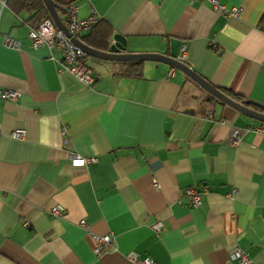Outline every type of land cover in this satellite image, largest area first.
Returning <instances> with one entry per match:
<instances>
[{
	"label": "crops",
	"instance_id": "1",
	"mask_svg": "<svg viewBox=\"0 0 264 264\" xmlns=\"http://www.w3.org/2000/svg\"><path fill=\"white\" fill-rule=\"evenodd\" d=\"M216 1L238 15L206 0L72 3L79 18L97 13L93 34L124 37V52L175 58L184 44L190 69L264 114V0ZM29 16L0 2V41H19L0 44V264H128V251L155 264H240L229 257L235 246L264 264V121L162 62L142 61L135 76L121 61L87 56L86 87L58 70L56 51L31 47L26 33L39 21ZM5 89L19 97H1ZM16 128L23 137L10 135ZM73 156L96 160L74 166ZM56 204L63 217L49 215ZM80 218L112 236L100 255Z\"/></svg>",
	"mask_w": 264,
	"mask_h": 264
},
{
	"label": "built area",
	"instance_id": "2",
	"mask_svg": "<svg viewBox=\"0 0 264 264\" xmlns=\"http://www.w3.org/2000/svg\"><path fill=\"white\" fill-rule=\"evenodd\" d=\"M5 0H0L4 3ZM210 3L213 10L218 13H222L225 16L236 17L239 9L237 7L226 8L219 4L216 0H206ZM77 7L74 3H70L67 6V20L65 28L70 36L78 38L79 35L88 30L91 25L99 20L97 13L94 9H91V13L84 18L76 16ZM27 39L32 48L46 47L48 50L56 51L58 53L57 63L58 70L63 73H67L79 81L82 85L88 87L93 81V75L90 67L84 62L86 53L79 49L74 48L70 38L66 36L61 30H59L52 22L49 16L42 18L34 27H29L26 33ZM0 44L9 49H17L19 47V41L11 36L4 35L0 41ZM185 45L182 44L180 53L175 57L176 60L182 61L185 54ZM183 62V61H182ZM1 97L6 99H16L19 97V92L12 89H5L1 92ZM258 130V129H256ZM239 129H234L230 134V143L236 144L238 142ZM13 138H21L24 136L23 129H13L10 133ZM96 160L95 157H79L73 156L71 158V164L74 166H84L92 163ZM151 186L155 189L158 188L157 182L152 179ZM185 193L191 196V206L197 207L200 205L201 194L194 188L185 189ZM235 190H231L227 195L233 197ZM49 215L53 217H63L64 209L61 205H53L49 209ZM76 224L81 227L87 236L93 242V252L95 255H100L106 247H110L112 244V236L109 233L97 234L91 231L86 221L83 218L77 220ZM161 223L158 221L153 224L152 228L155 232H159ZM229 257L236 259L240 264H249L250 259L247 254L238 246L233 247L229 251ZM125 258L128 264H155L150 257H138L134 252L128 251L125 253Z\"/></svg>",
	"mask_w": 264,
	"mask_h": 264
},
{
	"label": "water",
	"instance_id": "3",
	"mask_svg": "<svg viewBox=\"0 0 264 264\" xmlns=\"http://www.w3.org/2000/svg\"><path fill=\"white\" fill-rule=\"evenodd\" d=\"M49 17L51 18L53 24L61 30L66 36H68L74 46V48H79L83 50L87 56L94 57L101 60H113V61H144L151 60L156 62H162L171 67L183 72L190 79H192L196 84H198L203 90H205L209 95L213 96L222 103H225L237 111L246 114L252 118L260 121H264V114L258 113L250 108H247L241 103L236 102L224 93H222L218 88L212 86L208 81L200 77L192 69H190L184 62L178 61L173 57L165 56L158 53H127L125 50V39L119 34L112 35V42L108 45L107 49L97 50L91 48L81 42L78 38L72 37L67 32L64 23L59 19L56 9H64L54 4L52 0H42ZM66 11V9H64Z\"/></svg>",
	"mask_w": 264,
	"mask_h": 264
},
{
	"label": "trees",
	"instance_id": "4",
	"mask_svg": "<svg viewBox=\"0 0 264 264\" xmlns=\"http://www.w3.org/2000/svg\"><path fill=\"white\" fill-rule=\"evenodd\" d=\"M54 4L58 5L59 7H62L66 9H56L60 10L62 13H67V6L72 3V0H52ZM4 3L8 5L15 13L25 10L28 13H30V18H35L36 20L40 21L42 18L49 16L48 12L42 2V0H5ZM67 20V17H66ZM63 22V19L61 20ZM100 22V19L95 22L91 27L89 28V32L86 35H82L81 39L87 46L97 49V50H106L109 43L105 39L104 32L99 31L98 33H92V30H94L97 26V24ZM87 56H85L86 58ZM84 58V61H85ZM142 61H121L122 65H125L126 67H135L136 71L132 74L135 76L140 75V65ZM221 91V90H220ZM222 92V91H221ZM223 93V92H222ZM226 95V94H225Z\"/></svg>",
	"mask_w": 264,
	"mask_h": 264
}]
</instances>
